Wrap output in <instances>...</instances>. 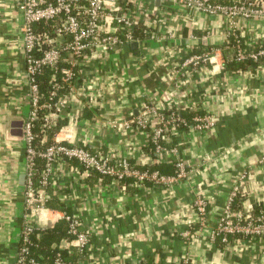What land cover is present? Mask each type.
<instances>
[{
    "label": "crops",
    "instance_id": "obj_1",
    "mask_svg": "<svg viewBox=\"0 0 264 264\" xmlns=\"http://www.w3.org/2000/svg\"><path fill=\"white\" fill-rule=\"evenodd\" d=\"M132 6L149 16V24L143 25L155 38L139 29L135 31L138 42L113 48L107 55L94 52L78 81L97 79L96 86L105 88L101 107H81L76 94L68 96L61 110L64 118L55 123L64 126L68 118H76L69 134L77 140L85 131L92 150L126 158L163 176L173 175L178 161L186 178L171 184L147 182L142 187L127 183L125 190L103 180L98 188L95 175L83 186L67 173L70 165L65 164L58 196L50 207L63 211V205L72 212L74 204L73 212L81 213V222L93 227L92 251L79 258L82 264H181L183 260L185 264H264V238L230 239L228 245L209 240L234 184L239 187L237 212L264 207V59L255 69L239 73L226 67L234 57L229 48L234 44L229 45L231 30L239 35L244 50L264 48V17H237L231 28L224 15L210 16L160 0L137 1ZM22 24L15 0H0V264H15L22 212L23 157L18 137L11 134L12 124L22 125L29 110L24 97ZM211 50L213 63L193 73L185 68L183 76L174 77L175 83L169 77V70L187 57ZM47 75L48 80L49 71ZM181 93L186 94L184 99ZM169 102L187 125L170 129L164 146L175 152L158 163L146 135L136 128L124 131L122 124L137 116L142 104L163 113ZM201 114L215 119L214 129L194 130L192 118ZM99 116L104 117L96 125L93 119ZM198 196L206 202L200 224L194 222L193 203ZM66 230L67 224L59 221L46 231L59 235L49 249L73 250L72 244L62 242Z\"/></svg>",
    "mask_w": 264,
    "mask_h": 264
},
{
    "label": "built area",
    "instance_id": "obj_2",
    "mask_svg": "<svg viewBox=\"0 0 264 264\" xmlns=\"http://www.w3.org/2000/svg\"><path fill=\"white\" fill-rule=\"evenodd\" d=\"M142 0H15L16 9L22 15L20 27L21 52L24 62L25 100L29 110L23 118L21 136L15 138L21 148L23 159L24 184L22 189V212L19 219V232L15 264H82L80 257L91 253L92 226L86 227L81 213L74 204L72 212L56 210L50 207L60 187L58 180L63 175L62 167L69 164L67 173L84 186V181L95 175L96 187L108 180L110 186L125 190L126 184L142 187L145 183L171 184L186 178L185 167L175 163L173 175L163 176L157 170L141 169L126 158H115L109 153L92 150L88 135L83 134L77 140L69 134L70 126H76V118L68 122L48 137L47 130L63 119L61 110L66 98L76 94L78 104L90 109L101 107L105 88L96 86L95 81H78V75L89 66L93 53L107 55L113 48H125L138 42L135 31L149 32L143 24H149V16L134 8ZM166 5L183 7L202 12L210 16L224 15L231 28L237 17H264V0H238L232 4H221L214 0H160ZM51 25V26H50ZM42 26V27H41ZM50 27V28H49ZM234 58L238 62L251 60L257 62L264 57V48L246 51L240 45L239 35L231 30ZM150 38H155L149 32ZM213 51L193 54L183 60L176 69L169 70V77L183 76L185 68L193 73L201 65L213 63ZM222 69V66L220 67ZM50 72L49 86L41 91L39 77ZM190 77L192 74L189 75ZM175 83V82H174ZM176 84H184L177 81ZM182 99L186 94L181 93ZM81 101H84L83 103ZM172 102V101H171ZM169 102L166 111L160 113L149 104L140 105L138 115L124 122L123 130L136 128L144 133L155 157L162 163L166 156L171 157L175 150L167 149L169 131L186 122L178 115L174 105ZM183 107L187 102L182 101ZM81 111V110H80ZM93 122L99 125L100 119ZM67 120V119H66ZM193 128L197 131H210L216 125L215 119L207 114L194 115ZM82 129V128H81ZM75 162L76 165H73ZM244 174L239 177L243 179ZM238 183L234 184L217 219L210 229L209 240L212 243L228 245L230 239L245 240L264 238V210L244 213L232 210L238 196ZM58 198V197H57ZM65 199V197L63 198ZM195 223H203L206 214V202L202 197L195 198ZM59 221L67 224L64 245L72 244V249L56 250L52 260L36 256L33 251L41 233L52 230ZM188 232H186V235ZM66 251L68 257L61 255ZM74 256V258H73ZM183 260L181 264H185Z\"/></svg>",
    "mask_w": 264,
    "mask_h": 264
},
{
    "label": "trees",
    "instance_id": "obj_3",
    "mask_svg": "<svg viewBox=\"0 0 264 264\" xmlns=\"http://www.w3.org/2000/svg\"><path fill=\"white\" fill-rule=\"evenodd\" d=\"M240 43H241V40H240ZM232 44H233V40L231 38V39H229V45H232ZM254 50L256 51L258 49H254ZM263 59H264V57H261L257 62H253L251 60L238 62L235 60L234 57H232L228 61V63L226 64L227 65L226 67L228 68L229 72L239 73V72L247 70V69H255L258 66V64L263 61ZM47 77H48L47 71L45 72V74L42 75V77L41 76L39 77L40 88H41L42 92H45L49 88V86L47 84V79H46ZM63 124H64V122H61V123L57 124L56 126L49 128L47 130L48 137L49 138L52 137V135L55 134ZM60 207H62L61 209H63L65 211V207L63 205H60ZM238 209H239V202L237 201V199H235L234 203L232 205V210L236 211ZM262 209L264 210V207L257 208L255 212L257 213L258 211H260ZM63 235H65V234H63ZM58 238H59V235H55L54 232L52 234H49L47 232L41 233L39 236V239H38L37 248L34 249L33 253L36 256H38V257L41 256L42 258H44L48 261L52 260L54 254L56 253V250L49 249V244L53 241H57ZM61 255L64 256V258H69L65 251L62 252Z\"/></svg>",
    "mask_w": 264,
    "mask_h": 264
},
{
    "label": "water",
    "instance_id": "obj_4",
    "mask_svg": "<svg viewBox=\"0 0 264 264\" xmlns=\"http://www.w3.org/2000/svg\"><path fill=\"white\" fill-rule=\"evenodd\" d=\"M133 45H134V44H133ZM133 45H132V46H133ZM20 126H21V122H14V123L12 124L13 131L11 132V134H12L13 136H16V137H20V136H21V132H20V130H19ZM15 127H16V128H15Z\"/></svg>",
    "mask_w": 264,
    "mask_h": 264
}]
</instances>
